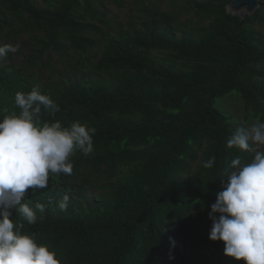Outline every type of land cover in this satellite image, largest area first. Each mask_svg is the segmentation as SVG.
Segmentation results:
<instances>
[{
    "label": "trees",
    "instance_id": "1",
    "mask_svg": "<svg viewBox=\"0 0 264 264\" xmlns=\"http://www.w3.org/2000/svg\"><path fill=\"white\" fill-rule=\"evenodd\" d=\"M105 1L0 0V38L28 34L32 67L57 54L45 79L0 61V119L19 114L16 92L38 86L60 107L42 121L96 129L93 153L70 156L72 175L29 189L23 202L44 218L22 232L62 264H245L209 239L224 171L254 155L226 146L243 126L216 104L235 92L244 117L264 122V0L245 18L227 12L230 0H187L185 20L157 0H111L135 8L125 24Z\"/></svg>",
    "mask_w": 264,
    "mask_h": 264
},
{
    "label": "clouds",
    "instance_id": "2",
    "mask_svg": "<svg viewBox=\"0 0 264 264\" xmlns=\"http://www.w3.org/2000/svg\"><path fill=\"white\" fill-rule=\"evenodd\" d=\"M19 47L0 46V59ZM14 99L19 114L13 111L0 119V264H62L54 250L36 242L35 234L22 232L25 221L34 225L44 218L23 201L29 189L48 186L50 173L72 175L70 156L76 151L93 153L96 129L79 121L68 127L59 120L42 121V110L54 118L60 107L38 86L16 92ZM226 146L254 155L250 162L237 155L224 171L226 183L222 181L223 190L210 206L209 239L223 241L226 256L264 264V122L237 129ZM214 163L212 157L203 167L212 168ZM68 201L65 194L56 206L67 211ZM45 207L35 203L40 213Z\"/></svg>",
    "mask_w": 264,
    "mask_h": 264
},
{
    "label": "rangeland",
    "instance_id": "3",
    "mask_svg": "<svg viewBox=\"0 0 264 264\" xmlns=\"http://www.w3.org/2000/svg\"><path fill=\"white\" fill-rule=\"evenodd\" d=\"M40 5L44 3V0H36ZM161 6L162 9L165 10H172L177 11L181 13L182 20H185L189 17H194V15L188 14L185 10V5H187V0H157ZM105 8L107 10V15L114 19L121 21L122 23H126L130 15H134L136 10L133 7V5L128 1L127 4L121 6L119 4L114 3L111 0L105 1ZM257 26H261L264 30V24L257 23ZM28 34H20L16 38L14 42L9 41V43L16 45L18 44L19 51L16 53L9 52L3 59H0L3 65H11V64H24L27 66H30L32 61V50L35 49V46L32 44V40L28 37ZM6 42V39L4 37L0 38V46L9 44ZM94 52V51H93ZM57 54L54 52H51V54L45 53L43 61H38L33 64V70L34 74L38 78L45 79L49 75V69H47L43 62H48V60H52L53 62L56 60ZM236 93H228L221 98L217 100V106L224 111L227 114H230L231 112L236 116V118L239 120V123L243 126V128H247L251 124L254 123L253 119L249 118L246 119L244 117V111H243V103L241 100L236 99L235 97ZM226 109V110H225ZM229 110V111H227Z\"/></svg>",
    "mask_w": 264,
    "mask_h": 264
},
{
    "label": "water",
    "instance_id": "4",
    "mask_svg": "<svg viewBox=\"0 0 264 264\" xmlns=\"http://www.w3.org/2000/svg\"><path fill=\"white\" fill-rule=\"evenodd\" d=\"M262 0H230L227 5V12L237 14L242 18L253 14L260 6Z\"/></svg>",
    "mask_w": 264,
    "mask_h": 264
}]
</instances>
